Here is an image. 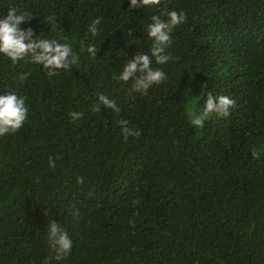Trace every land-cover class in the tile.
<instances>
[{
  "label": "trees",
  "instance_id": "trees-1",
  "mask_svg": "<svg viewBox=\"0 0 264 264\" xmlns=\"http://www.w3.org/2000/svg\"><path fill=\"white\" fill-rule=\"evenodd\" d=\"M13 7L33 17L22 29L69 43L79 61L49 77L0 55V94L26 97L28 108L22 128L0 136V264L54 257L52 221L72 249L49 264H264V0H0V18ZM172 10L187 20L165 46L169 62L152 65L167 79L131 92V80L113 77L151 54V17ZM208 92L236 104L193 127L188 107L199 110ZM99 94L120 112H94ZM120 120L139 138L125 140Z\"/></svg>",
  "mask_w": 264,
  "mask_h": 264
},
{
  "label": "clouds",
  "instance_id": "clouds-1",
  "mask_svg": "<svg viewBox=\"0 0 264 264\" xmlns=\"http://www.w3.org/2000/svg\"><path fill=\"white\" fill-rule=\"evenodd\" d=\"M161 0H129V8H147L159 5ZM33 19L31 13L27 11H18L16 8H9L6 17L0 18V55L9 59L12 64L20 61H26L31 64L41 65L49 77L59 75L60 70H69L77 64L79 57L73 52L69 43H60L54 39H44L36 36L31 28L20 27L21 24H27ZM48 23L53 29L58 27L54 16L47 17ZM186 14L175 10L167 13V20L153 15L151 23L147 26V37L152 41L151 54L137 53L131 60L127 61L118 75L113 79L131 83V92L147 93V90L153 85H159L167 79L164 71L159 68H153V59L155 64L163 65L169 62L171 57L165 55V46L170 43L173 29L185 23ZM99 19L91 21L88 32L93 36L97 34V25ZM65 41L67 37H64ZM82 51L96 58L98 48L95 44L84 48L81 42ZM27 78V74L19 77L20 81ZM26 97L17 96L15 93L7 92L0 94V136L11 134L19 131L27 119L28 108L25 105ZM236 101L226 95L213 96L211 92L206 95L203 106L196 110L189 106L187 115L193 127L203 128L204 123L212 118L228 117L230 109L233 108ZM100 105L113 112L119 113L120 109L116 106L115 101L109 100L103 94L98 95V104L93 107L94 112H100ZM82 113L70 112L69 116L73 120H79ZM127 120H120L121 135L125 140L129 137L139 138L141 132L128 126ZM254 159H259L258 150H252ZM49 167L55 168V160L50 159ZM83 183V177H77V184ZM138 204L139 201H135ZM73 216H79V210H73ZM47 240L54 257L50 256L45 264H49L51 259L60 261L66 258L72 249V240L68 232L59 224L52 221L47 226Z\"/></svg>",
  "mask_w": 264,
  "mask_h": 264
}]
</instances>
